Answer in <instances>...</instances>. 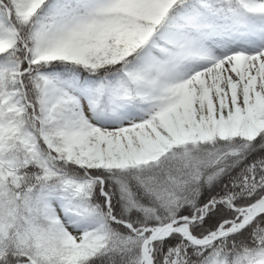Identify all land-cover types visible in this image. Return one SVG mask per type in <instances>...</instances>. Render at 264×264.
Instances as JSON below:
<instances>
[{
    "label": "snow or ice",
    "instance_id": "1",
    "mask_svg": "<svg viewBox=\"0 0 264 264\" xmlns=\"http://www.w3.org/2000/svg\"><path fill=\"white\" fill-rule=\"evenodd\" d=\"M0 264H264V0H0Z\"/></svg>",
    "mask_w": 264,
    "mask_h": 264
}]
</instances>
